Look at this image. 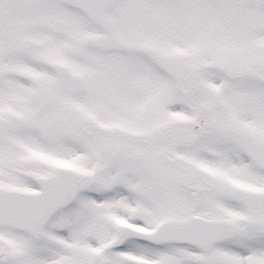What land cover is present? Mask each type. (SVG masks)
Returning <instances> with one entry per match:
<instances>
[{"label":"snow or ice","instance_id":"obj_1","mask_svg":"<svg viewBox=\"0 0 264 264\" xmlns=\"http://www.w3.org/2000/svg\"><path fill=\"white\" fill-rule=\"evenodd\" d=\"M0 264H264V0H0Z\"/></svg>","mask_w":264,"mask_h":264}]
</instances>
